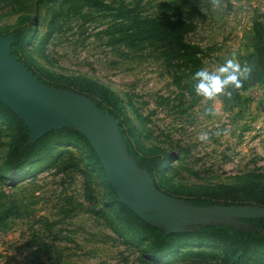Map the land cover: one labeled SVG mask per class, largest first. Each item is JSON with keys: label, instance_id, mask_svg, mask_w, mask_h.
<instances>
[{"label": "rangeland", "instance_id": "rangeland-1", "mask_svg": "<svg viewBox=\"0 0 264 264\" xmlns=\"http://www.w3.org/2000/svg\"><path fill=\"white\" fill-rule=\"evenodd\" d=\"M150 17L185 22L183 42L195 52L172 54L158 36L141 35L137 22ZM21 27L31 33L20 56L42 75L58 85L87 77L119 96L154 177L120 129L128 154L159 190L193 206L236 205L193 201L207 189L223 196L227 187L264 180V0H0V37L15 41ZM226 59L251 69L241 86L211 100L197 95L194 74L217 72ZM12 134L0 119V172ZM49 144L22 171L0 175V213L16 205L0 225V264H223L181 252L144 257L150 240L116 218L103 175L90 177L80 162L85 150Z\"/></svg>", "mask_w": 264, "mask_h": 264}, {"label": "trees", "instance_id": "trees-1", "mask_svg": "<svg viewBox=\"0 0 264 264\" xmlns=\"http://www.w3.org/2000/svg\"><path fill=\"white\" fill-rule=\"evenodd\" d=\"M102 5L105 4L102 3ZM184 24L185 22L173 20L158 22L150 17L140 19L136 26L141 35L146 33L153 34V36H158L159 39L166 42L167 46L170 45L172 54L184 49L185 52L182 55H189L193 53L195 48L183 42V33L181 32ZM27 29L29 28L25 27L23 29L21 27L15 31L17 35L12 45L13 56L24 63L32 73L45 83L77 90L92 99L102 111L115 115L119 122V128L123 132L125 140L129 145L131 154L135 156L140 164L148 167L151 175L154 177V165H150L148 160L138 156L132 138L134 136L132 133L133 128L126 127L129 118L126 116L122 100L119 96L105 84L87 77L76 76L67 79V85H58L55 82L56 78L53 76L42 75L40 67H36L37 65L33 62H29L20 56L22 47H26L29 42L31 31L27 32ZM200 53H202L201 49H199ZM0 119L13 131L9 153L0 172L2 178L8 177L11 173L22 171L25 164L31 161L32 158H36L47 152L51 140L77 143L85 150L79 159L80 162H84V165L86 164L87 166L88 164L90 166V168L85 169L87 174L96 179L99 175H103V179L100 182L104 184L103 188L108 200L112 203L111 205L117 209L116 218L119 222L141 233L145 238L150 240V246L144 250V257L149 256L155 260L158 255L162 256L181 252V255L185 257L208 258L218 260L223 264H242L246 262L253 264L255 259L264 257V217L243 218L253 228L235 226L226 222H212L199 223L198 225L191 226L185 225V230L166 232L163 228L144 221L121 201L92 144L76 128L64 127L55 129L39 138L36 142H29L30 130L26 126V123L1 100ZM69 154H71V151H69ZM88 156L90 159L87 158ZM72 165L69 164L64 169H69ZM226 193V195L218 196L214 193V190L207 189L204 194H199V198L194 199L193 202L202 205L236 204L264 206V180L248 181L241 185L227 187ZM15 210L16 205L10 210L0 213V225L4 224L14 214ZM97 213L106 214L105 211H99ZM196 246L200 249L193 251L192 248ZM185 247H188V250Z\"/></svg>", "mask_w": 264, "mask_h": 264}, {"label": "water", "instance_id": "water-1", "mask_svg": "<svg viewBox=\"0 0 264 264\" xmlns=\"http://www.w3.org/2000/svg\"><path fill=\"white\" fill-rule=\"evenodd\" d=\"M13 43L14 35L0 37V100L24 120L29 142L55 129L76 128L92 144L121 201L167 232L192 222L253 228L243 218L264 217V206H193L159 190L153 177L130 158L115 115L85 95L42 81L13 56Z\"/></svg>", "mask_w": 264, "mask_h": 264}, {"label": "clouds", "instance_id": "clouds-1", "mask_svg": "<svg viewBox=\"0 0 264 264\" xmlns=\"http://www.w3.org/2000/svg\"><path fill=\"white\" fill-rule=\"evenodd\" d=\"M250 71L249 67H241L240 64L235 63L232 59H226L217 72L201 69L194 74L193 79L196 81L194 85L195 92L197 95L211 100L224 93L230 86L239 88L242 78H247V74ZM209 111L212 110L209 109ZM200 139L206 140L207 136L201 135Z\"/></svg>", "mask_w": 264, "mask_h": 264}]
</instances>
